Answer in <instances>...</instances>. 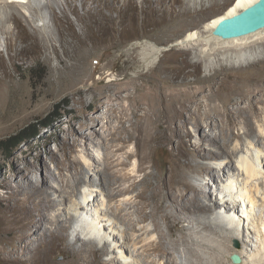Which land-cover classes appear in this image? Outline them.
<instances>
[{
	"label": "bare ground",
	"instance_id": "1",
	"mask_svg": "<svg viewBox=\"0 0 264 264\" xmlns=\"http://www.w3.org/2000/svg\"><path fill=\"white\" fill-rule=\"evenodd\" d=\"M37 1L0 0V32L7 39L10 58L32 54L50 56L47 49H40L47 43L60 61L64 57L79 58V52L87 44L85 32L79 33L65 12L62 11L64 19H59L51 2H47L46 7L50 10L57 39L48 33L52 27L45 20L43 28L48 33V40L41 38L39 31L40 34L28 32V25L45 19L39 14L44 5ZM52 1L58 4L57 0ZM208 1L209 7L197 10V0H142L140 8L144 12L145 8L148 9L145 5L149 4L163 8L170 6L172 19L193 13L194 21L201 19L203 25L199 29H189L183 39L176 41L132 38L119 41L122 45L140 43V47L120 54L119 58L127 59L123 70L138 68L141 59L152 71L127 75L122 80L111 79L118 82L115 84L118 92L110 99L99 100L93 108L97 114L86 115V120L80 121V127L87 130L84 134H80L75 122H71L68 134L76 133V137L70 148L65 146L63 149L74 151L82 146L96 165L90 164L87 158L85 163L71 156L58 160L57 167L61 172L58 185L49 181V178L55 180V173L45 165L40 168L35 161L29 162L27 173L15 169V185L3 178L0 180V188L9 190L6 195H0V264H55L53 256L69 237L82 245L75 248L71 243L66 244L71 251L67 264H130L125 261L127 258L132 259L131 264H228L224 259L231 261L233 254L228 248L222 256L219 248L232 240L243 244V250L239 248L235 252L242 256L241 264H257V260H264V181L259 182L264 157L260 152L253 160L242 156L238 167L233 161V157L238 158L242 153L244 136L253 139L250 145L254 148L262 144L264 129L257 134L256 121L264 117V76L239 78L227 72L228 67L264 60V28L228 40L214 35L222 20L234 17L259 0H236V5L227 14L211 20H208L207 13L220 0ZM65 2L70 5L73 0ZM130 2H122L127 11L136 7L134 1ZM205 2L207 0H200L201 5ZM87 3L82 0L84 6ZM26 6L32 8L33 20L23 15L22 7ZM92 7L97 13L116 9L109 0H92ZM154 9V12L158 11ZM165 18L163 15L152 22L146 17L144 23L146 27L155 26L163 23L161 21ZM121 21L124 22V18ZM134 25L131 29H136ZM81 27L86 31L91 28L86 24ZM99 27L102 32L108 30ZM18 45L22 46L19 48ZM163 48L167 51L161 52ZM179 54L185 56L181 58ZM191 56L196 59L194 62L207 66L204 78L189 79L201 71L192 66ZM155 72L158 74L154 75ZM221 73L225 75L222 77ZM217 80L219 87L214 88L212 81ZM220 89L232 94L227 102H221L223 106L216 98ZM133 119L136 121L132 122ZM206 127L211 130L207 131ZM167 148L171 160L166 161L169 169L164 176L156 177L147 172L141 177L143 171L157 166L152 160L153 153ZM96 149L103 152L102 157L95 155ZM222 160L227 163L214 166L205 162ZM43 170L46 176L42 182L34 183V174ZM235 170L243 172V180ZM66 171L72 175L65 174ZM193 172L211 182L194 184L189 178ZM151 177L155 178V183L150 181ZM82 183L100 189L96 196L95 190L91 191L85 204L74 200ZM211 185L222 191L220 197L215 199V194L207 190ZM102 197L108 200L111 210L106 208ZM81 213L90 215H85L76 226L75 221ZM159 214L170 229L189 221L199 230V239H193L192 244L184 242L185 251L180 263L175 260L171 246L166 245L165 234L161 232L158 240L144 238L150 231L145 226L149 220L154 222L156 230L160 229L156 219ZM111 221L110 226L102 225ZM109 228L115 230L114 242L119 244L117 249L121 250L124 263L119 258L102 259V254L109 256L111 253L113 241L102 234ZM71 230L73 233H69ZM245 230L256 236L258 244L255 245V238L245 239ZM78 231L84 236L86 233V240L78 236ZM216 238L212 245L211 240ZM252 243L255 250L249 255L247 246ZM100 245L102 249L96 251ZM172 245L179 247V242Z\"/></svg>",
	"mask_w": 264,
	"mask_h": 264
},
{
	"label": "rangeland",
	"instance_id": "2",
	"mask_svg": "<svg viewBox=\"0 0 264 264\" xmlns=\"http://www.w3.org/2000/svg\"><path fill=\"white\" fill-rule=\"evenodd\" d=\"M57 1L58 4H54L52 0L37 1L44 5L39 14H41L45 19H40L36 23L28 25V32L33 34L40 32L42 35L41 38H45L46 40L49 38L47 37V34L49 33L50 35L52 34V38L55 40L57 39L56 30H54L52 26L50 10L48 7H46L47 2H51V5L54 7L56 15L59 19H64V13L62 14L63 11L75 24L76 30L79 33L84 34L85 32L87 44L85 48L79 52L81 54H79V58H76V60L64 57L62 49L59 47V45H57L60 54L64 57V60L60 61L56 58V56H54L51 45L49 44L48 46V43L43 46L44 48L40 47V49L42 48V51L47 49L51 57L46 56L45 54H39L40 56L37 54H32L29 57L13 56L10 58L8 54L9 45L7 39L0 32V140H5L11 136H14L22 129L33 123L42 122L49 115L53 117L62 113L65 116L52 129L43 130L37 139L19 148L13 157H9L0 151V180L3 178L6 181H10L13 185H15L16 180L15 169L19 168V170L22 172L27 173L29 170V162L33 161H35L37 164L39 163L40 168L42 165H45L47 168H49V170L55 173V180L49 178V181L53 185H58V182L61 180V172L57 167L58 160L63 161L67 156H71V158L85 163V159L87 158L90 164L96 165L94 160L87 156L86 151L82 146L75 148L74 151H71L70 149H63L65 146L70 148L69 146L73 144V141L76 137V133L68 134V130L72 128L71 122H75L77 131H79L80 134H84L87 132V130L80 127V121L86 120V115L94 116L97 114V111L93 108L99 100L103 98L110 99L118 92L117 87L115 86V84L118 82H112L111 79L115 78L117 80H122L127 75L132 76L139 73H148L152 71V68L147 67L141 59L140 66L138 68L123 70L124 62L127 59L125 60L119 58L120 54L122 52L129 51L131 48L140 47V43H134L133 45H122L119 41L126 38L141 40L150 39L154 41L174 39L176 41L183 39L189 29H199L203 25L201 19L194 21L195 18L193 17V13L190 16L184 15L172 19L170 16V6H165L163 8L162 6L159 7L158 5H155L154 7V5L149 4L145 5V7H148V9L145 8L146 11L144 12L140 8L142 0H109L110 4L113 6L115 5L116 9H104L102 12H100L101 14L97 13L96 9L92 7V0H87V6L82 4V0H73L70 5H68L65 0ZM130 1H134L136 3V7L134 9H128L127 11L123 3H129ZM197 1L198 3L195 6L197 10H202L203 8H207L211 5L208 0L204 3V5L200 4V0ZM235 2L236 0H220L219 4L214 9L207 13V17L209 16L208 20L224 16L232 7L236 5ZM153 7L158 11L154 12L155 9ZM177 9L181 10L179 6H177ZM22 11L23 15L27 19L33 20L34 13L32 8L28 6L22 7ZM163 15H166V18L161 21L163 23L155 26H145L144 22L147 20L146 17L151 19L153 22L154 20L158 21V19H160V17ZM122 18H124L125 23L121 21ZM44 20L47 21L46 23L52 27L49 29V31H51L48 33L43 28ZM85 24L91 27L90 30H92L86 31L83 27H81L85 26ZM132 25H134L136 29H131L133 27ZM99 26L107 27L108 30L102 32L99 29ZM21 46L22 45H18L19 48ZM184 48L187 49L188 46L185 45ZM164 51H167V49H161V52ZM178 56L182 58L185 55L179 54ZM193 56H191V58ZM195 60L196 59L192 58V66L195 68L199 67L201 71L199 72L198 76H191L189 78L190 80H193L196 77L204 78L207 75V66L205 64L196 63L194 62ZM255 62L256 63L250 65L247 64L241 67H228L227 72L239 78L251 75L258 77L264 76V60L261 62ZM44 70H46L47 73L46 77H43ZM109 74H112V76ZM153 74L157 75L158 73L155 72ZM220 75L223 77L225 73H221ZM218 80L212 81L214 88L219 87ZM216 96L218 99V104L223 106L221 102H227L232 94L227 90L220 89ZM89 105H93L91 109H87ZM135 121V119L132 120V122ZM263 123L264 117L256 121L257 134L262 131V128L264 129ZM129 124L130 123H128V125ZM205 129H207V131L211 130L209 127H206ZM236 132L238 131L236 130ZM251 140H253L251 137L249 138L244 136V141L242 142L241 146V155H239L238 158L233 157V161H235V167H238L237 165L242 156H248L253 160V158L255 159L256 156H258V152H260V156L262 158L264 157V138L261 140V146L255 148L250 145ZM131 149L133 150L134 146H132ZM94 153L97 156H103V152L99 149H96ZM38 156L39 159H37ZM152 160L157 166L149 169L148 171H143L140 174L141 177H145L147 172H151L153 176L156 177L164 176L166 170L169 169V164H167L166 161L168 160L169 162L171 160L170 150L168 148L156 150L152 155ZM136 162L137 161L135 160L134 164H136ZM205 162L217 166L219 163L226 164L227 160H222L219 162ZM75 171L76 170H73L72 173H75ZM72 173L68 171L65 172V174L70 176ZM235 173H237V176L241 180L244 179V176H242L243 172L235 170ZM89 175L92 176L93 173H90ZM44 176H46V172L44 170L34 174L33 182H42ZM189 178L194 184H200L201 182L205 184L211 182L209 178H205L196 172H193ZM150 181L152 183L156 182L154 177H151ZM263 181L264 164L259 182ZM219 184L221 187L223 186L220 178ZM93 190H95L94 195L96 196V192H98L100 189L95 186L82 183L77 190L78 194L74 200L84 203L85 198H90L91 191ZM207 190H211L215 194V199L217 196L220 197L219 192H222L220 190L218 191L216 185L208 186ZM7 192H9L8 189L4 187L0 188V195H6ZM102 202L106 204L107 209H112L110 208L108 200L105 197H102ZM219 202L222 203L221 200ZM220 208L218 210H220ZM147 212L150 213V209H148ZM238 212L239 214L241 213V211ZM85 215L90 214L81 213L74 225H76L78 221L83 220ZM156 219L160 225V229L156 230L154 222L149 220L145 226L150 231L148 234L145 233L144 238L147 241L158 240L161 232L165 234L166 245L168 247L171 246L175 260L180 263L182 254L185 251L184 242L187 241L192 244L193 239H199V230L195 227L194 223H190L189 221L184 222L179 226L175 225L173 229H170L165 220L162 218V214H159ZM247 224L248 223H246V226H248ZM102 225L110 226L112 225V221L105 222ZM139 228H141V226H139ZM117 231L118 230H116V232ZM246 231L247 230H245V239L248 241L249 239L251 240L252 238H255V245L258 244L256 236L254 234L248 233L249 231L246 233ZM69 233H73V230H71ZM171 233H173V236H171ZM186 233L189 234V237L187 238H185ZM78 234L81 239L86 240V233L84 236L82 231H78ZM102 234H105V236L107 235L111 242L113 241L111 253H109V256L102 254V259L110 260L111 258H119L122 263L126 261L127 263L131 264V258H127L125 261L121 258V250L117 249L119 244L116 241L114 242L113 235L115 234V230L113 228H109L107 231H103ZM202 234L207 233L202 232ZM208 234L211 238H213L210 233ZM217 239L218 238L211 240L213 243L212 245L216 243ZM174 242H179V247H174L172 245ZM68 243L73 244L75 248H78L82 245V242H77V240L74 242L71 237L67 238V240L63 242L61 249H59L52 258L55 264H67L68 256L71 255L70 248L66 246ZM236 243L239 244V247H237ZM255 245L252 243V246H247V254L248 252L249 255L254 253ZM102 247L103 246L100 245L95 249L97 251L102 249ZM131 247L135 251V248L133 246ZM228 248L230 254L235 255L237 254L235 253L237 249L240 248L243 250V244H240V242L236 240H232L229 244L223 245V247L219 248V252L222 256L226 254ZM252 248L254 249L252 250ZM220 253L218 254L220 255ZM99 254L101 253L99 252ZM237 255H239L242 259L240 254ZM224 260L228 264H233L228 258H225ZM257 261V264H260L264 260L261 259L260 261Z\"/></svg>",
	"mask_w": 264,
	"mask_h": 264
},
{
	"label": "water",
	"instance_id": "3",
	"mask_svg": "<svg viewBox=\"0 0 264 264\" xmlns=\"http://www.w3.org/2000/svg\"><path fill=\"white\" fill-rule=\"evenodd\" d=\"M264 28V0H259L234 17L222 20L214 31V35L228 40L247 36ZM237 247H239V244ZM233 264H241L239 255H232Z\"/></svg>",
	"mask_w": 264,
	"mask_h": 264
},
{
	"label": "trees",
	"instance_id": "4",
	"mask_svg": "<svg viewBox=\"0 0 264 264\" xmlns=\"http://www.w3.org/2000/svg\"><path fill=\"white\" fill-rule=\"evenodd\" d=\"M46 74V70H44L43 77H46ZM64 117L65 116L62 113L53 117L49 115L42 122L33 123L22 129L14 136H11L5 140H0V151L9 157H13L19 148L37 139L43 130L52 129Z\"/></svg>",
	"mask_w": 264,
	"mask_h": 264
}]
</instances>
